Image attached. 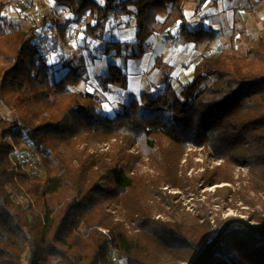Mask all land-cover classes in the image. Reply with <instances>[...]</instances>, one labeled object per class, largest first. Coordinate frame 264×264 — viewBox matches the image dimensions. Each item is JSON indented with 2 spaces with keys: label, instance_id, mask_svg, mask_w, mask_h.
<instances>
[{
  "label": "trees",
  "instance_id": "trees-1",
  "mask_svg": "<svg viewBox=\"0 0 264 264\" xmlns=\"http://www.w3.org/2000/svg\"><path fill=\"white\" fill-rule=\"evenodd\" d=\"M52 1L77 21L89 17L86 42H104L119 57L127 50V60H140L156 34L193 44L218 39L214 30L192 29L185 16L186 2L208 0ZM13 4L0 5V105L11 114L0 111V264H193L212 222L229 221L223 211L239 210L264 229V36L245 56L207 50L180 90L147 92L108 116L97 93L79 89L86 62H69L59 75L35 42L36 28L3 15ZM117 12L135 19V42L104 40ZM61 21L57 14L42 25L51 23L67 45ZM96 79L105 91L129 87L117 65ZM91 141L111 148L91 151ZM27 143L45 178L14 159ZM189 147L203 152L198 173L189 174L197 155L184 158ZM183 195L196 200L193 212ZM199 264H264V236L233 224Z\"/></svg>",
  "mask_w": 264,
  "mask_h": 264
},
{
  "label": "crops",
  "instance_id": "crops-1",
  "mask_svg": "<svg viewBox=\"0 0 264 264\" xmlns=\"http://www.w3.org/2000/svg\"><path fill=\"white\" fill-rule=\"evenodd\" d=\"M8 1L15 2L16 8H18L17 3L25 2L24 0H0V5ZM211 1L208 0L200 7L193 1L186 2L184 7L185 16L192 29L214 30L219 39L222 31L230 32L231 27L234 25L231 23L225 9L217 7L210 11L211 5L209 3ZM216 1L214 0V2ZM10 7L12 6L9 5L5 8L3 11L4 16L9 14ZM18 12V9L14 11L15 17L18 16ZM115 15L108 24L104 40L130 44L135 42L138 30L135 19L124 17L118 12ZM176 32H178V28L175 29L174 34ZM45 33L48 37L43 36L36 28L37 37H44L41 40L38 39V43L41 49L46 51L45 54L49 64L56 69H61L58 74L62 76L67 71L65 68L67 63L79 64L81 60H84L87 64V73L85 81L79 86V89L97 93L104 101L101 110L108 116H114L121 112L132 100H140L147 92L154 96L164 92L169 85L174 89H178L182 84H187L193 76L192 63L196 62L207 50L214 53L213 45L218 41L217 39L212 43L193 44L179 40H168L164 36L156 34L148 43V52L140 60H127L125 58L129 54L127 50L123 52L121 57L117 56L115 51L107 54L104 42L96 44L93 40L85 41L86 46L84 48L74 49L73 44L68 41V36V43L65 45L59 33L56 36L49 30H45ZM52 42L56 46H61L62 50L59 51L57 48L49 52L48 47L52 45ZM161 49L164 50L162 67L153 72ZM111 65H117L128 73L129 87L127 91H119L112 86L109 87L108 91H105L98 83L96 78L106 74Z\"/></svg>",
  "mask_w": 264,
  "mask_h": 264
},
{
  "label": "rangeland",
  "instance_id": "rangeland-1",
  "mask_svg": "<svg viewBox=\"0 0 264 264\" xmlns=\"http://www.w3.org/2000/svg\"><path fill=\"white\" fill-rule=\"evenodd\" d=\"M25 2L17 3V7H15V2L12 7L9 9V14H7V19L9 21L14 22L15 24H19L26 29L37 28L43 34V36L48 37L45 33V30H49L57 35V31L55 27L49 23L46 26L42 25V20L44 18H52L58 14L61 21V27L66 29V33L68 34L69 43L73 44V48H84L86 46L85 42V34L84 31L86 29V24L89 20L87 17L84 20H76L72 16H70L65 9H54V3L51 0H24ZM103 2V0H99ZM211 5V10L220 7L221 9H225L227 11V15H229L231 23L234 26L231 27L230 32L222 31L221 37L218 41L213 45L214 53H218L221 51L234 52L239 56H245L251 48L257 47L259 44V39L264 36V1L258 2L257 0H214L209 3ZM56 6V5H55ZM18 9V16L15 17L14 11ZM246 14V15H245ZM116 19V15H115ZM230 22V21H229ZM44 37H37L35 42H39V40ZM94 43L99 44L98 40H93ZM49 52L51 50L59 51L62 50L61 46H56L54 42L52 45H49ZM46 53V51L44 50ZM180 90V88H178ZM0 111L4 115H9L10 112L0 105ZM11 115V114H10ZM89 150L94 151V149L98 148L100 150H109L111 148L110 144L104 143L99 144L95 141H91L89 143ZM190 153H196L194 160V166L190 169L189 174L196 173L202 171L204 166L200 165L199 168L195 166L197 164H203V152L200 149H195L193 147H189L186 149V154L184 158ZM14 159L20 162L24 168L30 172L33 176H39L41 178H45L46 170L43 165L41 156L39 152L34 148V145L31 143L23 144L20 148H18L14 154ZM218 162H210L211 166L218 165ZM139 167L144 171L150 170V163L148 160H143L139 162ZM240 170H237L239 173ZM243 172L247 173L246 169H243ZM206 191H213V188H209ZM173 193H178V191L173 190ZM204 193V192H203ZM18 201L21 203H26L27 200L24 196L20 194H16ZM182 201L186 209L190 212H193L196 209V200L192 196L183 195ZM204 199V198H203ZM218 210V209H217ZM239 210H227L223 211L221 216L223 219H233L236 217L243 216ZM218 216V214H216ZM245 217V216H243ZM246 218V217H245ZM213 233L209 237V240H212L214 234L219 231V227L216 222H212ZM124 264V263H118ZM191 264V263H185Z\"/></svg>",
  "mask_w": 264,
  "mask_h": 264
},
{
  "label": "water",
  "instance_id": "water-1",
  "mask_svg": "<svg viewBox=\"0 0 264 264\" xmlns=\"http://www.w3.org/2000/svg\"><path fill=\"white\" fill-rule=\"evenodd\" d=\"M233 224H241L242 226L248 228L249 230L255 232L256 234L264 236V229L257 227L253 222H250L245 217H236L227 221L219 231L214 234L212 240L209 241L207 247L204 251L199 255L197 260L193 264H199L203 258L214 248V246L219 242L222 235L233 225Z\"/></svg>",
  "mask_w": 264,
  "mask_h": 264
},
{
  "label": "built area",
  "instance_id": "built-area-1",
  "mask_svg": "<svg viewBox=\"0 0 264 264\" xmlns=\"http://www.w3.org/2000/svg\"><path fill=\"white\" fill-rule=\"evenodd\" d=\"M52 1V0H51ZM52 3H53V1H52ZM54 8H55V4H54V6H53Z\"/></svg>",
  "mask_w": 264,
  "mask_h": 264
}]
</instances>
